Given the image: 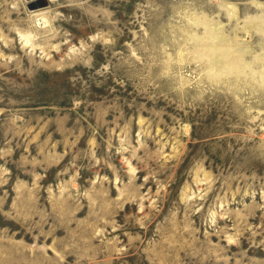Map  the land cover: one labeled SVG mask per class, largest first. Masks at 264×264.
I'll use <instances>...</instances> for the list:
<instances>
[{"label": "rangeland", "instance_id": "rangeland-1", "mask_svg": "<svg viewBox=\"0 0 264 264\" xmlns=\"http://www.w3.org/2000/svg\"><path fill=\"white\" fill-rule=\"evenodd\" d=\"M41 2L0 0V264H264V0Z\"/></svg>", "mask_w": 264, "mask_h": 264}, {"label": "water", "instance_id": "water-1", "mask_svg": "<svg viewBox=\"0 0 264 264\" xmlns=\"http://www.w3.org/2000/svg\"><path fill=\"white\" fill-rule=\"evenodd\" d=\"M45 4H46V2H45V0H43V2H41L40 4L39 3H32V4H29V6L31 8H36V7H40L41 5H45Z\"/></svg>", "mask_w": 264, "mask_h": 264}, {"label": "bare ground", "instance_id": "bare-ground-1", "mask_svg": "<svg viewBox=\"0 0 264 264\" xmlns=\"http://www.w3.org/2000/svg\"><path fill=\"white\" fill-rule=\"evenodd\" d=\"M42 19H43V17H42ZM42 19H41V20H42ZM43 23H47V21L44 19Z\"/></svg>", "mask_w": 264, "mask_h": 264}]
</instances>
